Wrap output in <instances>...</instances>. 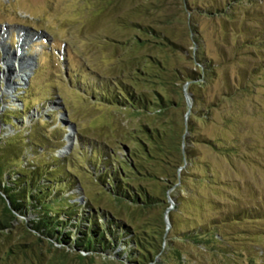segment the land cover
<instances>
[{
  "label": "rangeland",
  "instance_id": "374dc122",
  "mask_svg": "<svg viewBox=\"0 0 264 264\" xmlns=\"http://www.w3.org/2000/svg\"><path fill=\"white\" fill-rule=\"evenodd\" d=\"M223 1L163 0L169 24H162L153 6L149 5L144 13L149 24L166 28L170 34L168 41L153 40L150 48L139 50L138 56L146 61L149 55L160 60L165 66L162 75L172 88L166 97L181 103L173 117L177 130L182 129V149L192 150L194 156L188 174L203 177L201 169L206 168L216 182L201 185L191 178L186 187H172L165 197L161 196L164 203L147 216L152 217L151 221L162 219L167 234L161 253L149 264H264V0H230L222 4ZM101 4V0H0V36L6 34L4 41L0 40V115L5 101L14 100L28 87L23 112H10L4 120L20 130L13 119L22 118L28 126L23 128V135H31L40 145L33 152L31 146L26 150L31 158L35 149L39 153L32 163H50L53 156L68 158L65 165H70L68 170L75 181L74 189L65 196L75 194L71 202L82 206L91 201L95 210L119 211L118 219L131 226L128 214L134 207L108 195L80 155L91 154L97 144L104 145L108 153L105 156L114 169L132 149L135 129L147 123L143 115L92 96L91 87L98 86L99 79L124 76L125 82L132 84L126 63L136 55V48L131 46L139 35L125 25L135 4L120 7L116 13L111 11L113 7ZM216 4L223 5L220 14H199L194 10L198 5L209 8ZM5 46L17 54L13 55L15 64L17 56L28 60L27 68H23L25 82H19L17 88L4 85L6 79L16 84L8 71L17 70L3 63ZM198 56L210 62L214 70L197 89L204 103H198L196 110L205 107L209 113L206 121L193 118L191 111L187 113L188 102L193 110L189 83L174 84L178 70L192 69L202 78ZM153 64L151 69L156 71L157 65ZM191 117L194 127L189 133L186 125ZM7 133L12 130L2 126L0 116V137ZM199 137L220 138L234 151L227 157L212 146L188 143ZM64 149L65 153L60 154ZM228 214L241 220L223 222ZM35 217L33 212L18 216L7 235L0 236V264H130L115 255L122 251L121 244L92 259L85 252L71 249L75 228L65 229L71 233L67 244L39 235L29 226ZM214 220L219 221L217 226L211 225ZM97 222L101 225L102 218L98 217ZM200 228L216 231L225 244L205 251L181 238L182 233ZM6 252L9 256L5 258Z\"/></svg>",
  "mask_w": 264,
  "mask_h": 264
},
{
  "label": "trees",
  "instance_id": "16d2710c",
  "mask_svg": "<svg viewBox=\"0 0 264 264\" xmlns=\"http://www.w3.org/2000/svg\"><path fill=\"white\" fill-rule=\"evenodd\" d=\"M101 1L106 6L113 7L111 8L113 13H116L120 7H133L135 4L136 8H131L128 12L130 19L125 25L139 35L133 38L131 46L132 49L136 48V55L126 63L127 70L132 73V77L129 78L132 84L126 83L127 77L123 79L124 76L120 77L121 79L119 77L99 79V85L91 87L92 96L111 106L122 107L143 115L147 123L140 124L135 129L136 139L134 138L131 142L132 149L122 156L114 169L105 156V152L108 153L104 145L97 144L93 147L91 154L83 155L84 153L80 152V155L89 163L91 172L96 175L108 195L113 196L119 203L134 207L128 214L131 226L118 219L119 211L95 210L91 201L90 205L82 206L71 202L75 194L65 196L67 191L72 192L75 181V176L68 170L70 165L68 168L65 165L68 158L53 156L50 163H32L33 158L39 153L35 149L34 157L31 158L26 152L30 146L33 152L34 147L38 145L37 140L32 139L31 135H23L22 131L28 126L24 125L22 118L13 119L18 128H21L20 130L4 120L10 112H23L25 107L23 98L28 90L27 87L17 99L22 103L21 108L16 109L12 105L1 115L2 126L8 125L12 133L0 137V236L7 235L14 223L18 221V216L33 212L36 217L29 221L30 228L39 235L54 239L57 243L67 244L71 233L65 229L75 228L76 231L73 232L75 239L69 247L89 254V259L102 253L107 254L109 250L121 244L122 251L115 253L118 259H125L130 264H149L161 253L162 243L167 234L162 219L156 218L151 221L152 217L147 216L150 215L152 209L161 205V202L164 203L162 201L164 198L161 199V196L165 197L167 190L172 187H179V190L186 187L191 178L195 184L201 185H215L216 182L208 175L206 168L201 169L205 174L203 177L188 174L190 167H193L194 156L191 153L192 150L182 149V143L185 142L182 129L180 132L177 130L173 117L174 109L178 108L181 103L166 97L165 93L171 91L172 88L168 87L169 83L162 75L161 70H164L165 66H162L160 60L149 55L146 61L138 56L139 50L150 48L153 40L168 41L170 38L166 28L153 27L144 15L150 8L149 5L153 6V12L160 17L162 24L164 22L169 24L163 0H136L134 4L132 0ZM214 7L206 8L198 5L194 10L199 14L207 15L220 14L224 11L223 5L216 4ZM191 10L192 7L189 8V11ZM191 28L194 33H197L194 24H191ZM197 61L200 62L204 73L202 78L195 70H178L177 74H174V84L178 81L181 84L189 83L188 92L193 98L191 116L206 121L209 113H206L205 107L202 111L196 110L198 103H204L197 89L207 81L206 79H209L214 70L213 65L202 56H198ZM153 63L158 66H156V71L151 69L154 66ZM200 67H198L199 70H201ZM203 80L204 83L201 82ZM28 119L33 120V118ZM193 127L191 117L186 125L187 132H192ZM29 129L32 131L33 127ZM195 139L197 140L189 139L188 143L195 142L212 146L215 151L227 157L234 151L232 145H227L220 138L216 140L200 137ZM209 204L213 205L212 202ZM98 217L103 220L101 225L97 222ZM242 217L247 218L243 215ZM239 220L241 219L237 216L228 214L223 222ZM218 223V220H214L211 225L217 226ZM125 236H128V239H125ZM181 238L184 242L193 241L198 244V248H203L205 251H214L216 245L225 244L222 235L214 230L207 231L202 228L194 232L182 233ZM8 256L6 252L4 257ZM78 256L84 259L83 256L79 254ZM53 264L56 263L53 262ZM178 264H182V261H178Z\"/></svg>",
  "mask_w": 264,
  "mask_h": 264
},
{
  "label": "built area",
  "instance_id": "2783aa9c",
  "mask_svg": "<svg viewBox=\"0 0 264 264\" xmlns=\"http://www.w3.org/2000/svg\"><path fill=\"white\" fill-rule=\"evenodd\" d=\"M6 37V34H3V35H1L0 36V40L1 41H4L3 39ZM4 44V43H3ZM6 47V51H4L5 52V55L3 56V60H4V62L3 63H5L6 65H8V66H10V65H12V66H16V68H17V70H16V72L15 71H11L10 69H9V71H8V73L10 74V76L12 77V76H14V78H15V82H16V84L15 85H12L13 83L10 81L9 82V80L7 81V79L6 80H4V77H3V80L5 81L4 82V85H6V87L7 88H10L11 86H12V88H17V86H18V83L19 82H25V80H24V76H23V74H24V69H25V67L27 68V65H28V60H27V62H25L24 61V58L22 57H16V58H18L17 60H15V61H18L17 62V64H15V62H14V59H13V55H17V54H12L11 53V51H9V47L8 46H5ZM20 47H22V45H21V43H20ZM21 60H23V61H21ZM11 61H13V62H11ZM9 63H11V64H9ZM17 65H18V67H17ZM24 66V67H21V66ZM24 68V69H23ZM2 73V72H1ZM16 74H18V75H16ZM0 79H2V75H0ZM14 82V83H15ZM3 85V84H2ZM27 88V87H26ZM25 89V88H24ZM23 89V90H24ZM23 90H21L20 91V93L19 94H17L18 95V97H15V99L14 100H11L10 102H8V101H5V106H4V111L7 109V108H9V107H11L12 105L16 108V107H19V108H21V106H22V103H20V101L19 100H17L19 97H20V95L23 93ZM12 97V96H11ZM16 100L19 102V103H16ZM20 104H21V106H20ZM1 116V115H0Z\"/></svg>",
  "mask_w": 264,
  "mask_h": 264
},
{
  "label": "water",
  "instance_id": "95a60500",
  "mask_svg": "<svg viewBox=\"0 0 264 264\" xmlns=\"http://www.w3.org/2000/svg\"><path fill=\"white\" fill-rule=\"evenodd\" d=\"M188 106H189V110H188L187 113L189 114V112H190V107H191L189 102H188ZM67 147H68V145L66 144L65 149H67ZM65 149L62 150V151H60V154H61V153H65Z\"/></svg>",
  "mask_w": 264,
  "mask_h": 264
},
{
  "label": "bare ground",
  "instance_id": "6f19581e",
  "mask_svg": "<svg viewBox=\"0 0 264 264\" xmlns=\"http://www.w3.org/2000/svg\"><path fill=\"white\" fill-rule=\"evenodd\" d=\"M26 35V34H25ZM25 39H28V36H25ZM1 43V42H0ZM23 43V42H22ZM2 48V47H1ZM20 54V53H19ZM28 66V65H27ZM21 67H24L23 65Z\"/></svg>",
  "mask_w": 264,
  "mask_h": 264
}]
</instances>
